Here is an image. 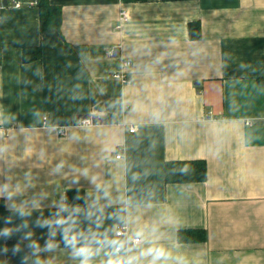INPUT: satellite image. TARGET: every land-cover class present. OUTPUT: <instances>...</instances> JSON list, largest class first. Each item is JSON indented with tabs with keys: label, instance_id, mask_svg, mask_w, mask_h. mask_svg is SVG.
<instances>
[{
	"label": "crops",
	"instance_id": "1",
	"mask_svg": "<svg viewBox=\"0 0 264 264\" xmlns=\"http://www.w3.org/2000/svg\"><path fill=\"white\" fill-rule=\"evenodd\" d=\"M50 2L61 23L44 30L35 3L0 7V264L10 242L24 264H80L73 235L121 227L144 233L140 264L148 248L157 264H264V0ZM89 113L103 124L75 125ZM194 159L204 181L165 182V162Z\"/></svg>",
	"mask_w": 264,
	"mask_h": 264
},
{
	"label": "trees",
	"instance_id": "2",
	"mask_svg": "<svg viewBox=\"0 0 264 264\" xmlns=\"http://www.w3.org/2000/svg\"><path fill=\"white\" fill-rule=\"evenodd\" d=\"M39 13V28H58L61 23V7L50 0H35ZM188 33L191 37L200 34L199 22H189ZM41 55L40 44L27 45L22 49L24 61L38 59ZM207 176L206 162L202 159L173 160L164 165V180L166 183H188L204 181ZM84 203L82 190H67L65 192V204L68 207L79 206ZM180 241H204L203 229L180 230L177 233ZM26 247L20 242H10L6 246V260L8 264H24L26 261Z\"/></svg>",
	"mask_w": 264,
	"mask_h": 264
},
{
	"label": "clouds",
	"instance_id": "3",
	"mask_svg": "<svg viewBox=\"0 0 264 264\" xmlns=\"http://www.w3.org/2000/svg\"><path fill=\"white\" fill-rule=\"evenodd\" d=\"M60 223H64V221H60ZM120 236H122L120 232H115V237H110L107 232L94 233L89 238L73 235L68 243L73 248L74 256L79 258L80 264H89L101 252H105L107 256L105 264H140V257L130 255V253L134 247H139L144 242V233L136 231L123 239L116 238ZM48 247L52 248L53 245L50 244ZM140 256H150L152 259L149 264H157V261L165 256V252L163 249L148 248L141 252Z\"/></svg>",
	"mask_w": 264,
	"mask_h": 264
},
{
	"label": "built area",
	"instance_id": "4",
	"mask_svg": "<svg viewBox=\"0 0 264 264\" xmlns=\"http://www.w3.org/2000/svg\"><path fill=\"white\" fill-rule=\"evenodd\" d=\"M25 2L26 3H35V0H26ZM25 2H24V0H11V1H8V0H0V7H2L4 5H7L8 3L11 4V5H14V6H20L23 3H25ZM120 15H121V20H125L127 18V13H126L125 10H122L120 12ZM112 52L113 51L110 50V53H112ZM129 64H130V60L126 59V60L123 61V66L124 67L125 66H128ZM113 76L114 77H119L123 81L127 80V75H126V73L124 71H115L113 73ZM102 124H103V118H102V116L100 114H96V113H89L84 118L78 117V118L75 119V125L82 126V127L102 125ZM129 131L130 132H133V128H131ZM58 132L61 135L65 134L64 128H59L58 129ZM120 156H121L120 154H116V158H120ZM116 232H120V233H122V236H126L123 227L118 228V230H116Z\"/></svg>",
	"mask_w": 264,
	"mask_h": 264
},
{
	"label": "water",
	"instance_id": "5",
	"mask_svg": "<svg viewBox=\"0 0 264 264\" xmlns=\"http://www.w3.org/2000/svg\"><path fill=\"white\" fill-rule=\"evenodd\" d=\"M86 116H87V114H82V115H78V116H76V118H78V117L84 118V117H86Z\"/></svg>",
	"mask_w": 264,
	"mask_h": 264
}]
</instances>
